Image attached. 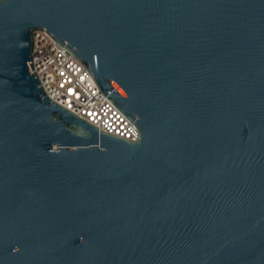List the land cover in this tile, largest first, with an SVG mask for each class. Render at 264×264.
<instances>
[{
	"label": "water",
	"instance_id": "water-1",
	"mask_svg": "<svg viewBox=\"0 0 264 264\" xmlns=\"http://www.w3.org/2000/svg\"><path fill=\"white\" fill-rule=\"evenodd\" d=\"M37 29L136 141L45 95ZM0 264H264V0H0Z\"/></svg>",
	"mask_w": 264,
	"mask_h": 264
},
{
	"label": "built area",
	"instance_id": "built-area-1",
	"mask_svg": "<svg viewBox=\"0 0 264 264\" xmlns=\"http://www.w3.org/2000/svg\"><path fill=\"white\" fill-rule=\"evenodd\" d=\"M45 95L99 131L136 141V127L102 94L91 74L46 32L32 31L29 62Z\"/></svg>",
	"mask_w": 264,
	"mask_h": 264
}]
</instances>
